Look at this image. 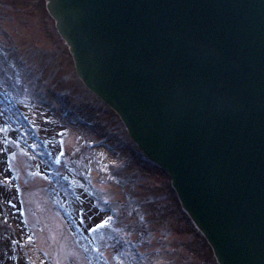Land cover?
I'll return each mask as SVG.
<instances>
[{"label": "water", "instance_id": "1", "mask_svg": "<svg viewBox=\"0 0 264 264\" xmlns=\"http://www.w3.org/2000/svg\"><path fill=\"white\" fill-rule=\"evenodd\" d=\"M45 1L217 263L264 264V0Z\"/></svg>", "mask_w": 264, "mask_h": 264}, {"label": "rangeland", "instance_id": "2", "mask_svg": "<svg viewBox=\"0 0 264 264\" xmlns=\"http://www.w3.org/2000/svg\"><path fill=\"white\" fill-rule=\"evenodd\" d=\"M42 16L36 0H0V50H5L1 55L8 57L9 52L19 59L17 67L9 57L10 63H0V264L209 262L191 221L165 194L164 175L133 157L135 148L124 134L101 148L84 149V136L92 140L120 128L112 113L81 88L79 97L73 91L60 92L72 84L71 68L59 61L69 71H64L63 83L55 84L54 77L37 74L34 64H26L36 51L65 52L53 21L45 22ZM6 78L11 88L3 86ZM63 111L69 113L67 120ZM35 144L44 151L34 154L37 149L30 146ZM117 159L121 165L111 176L109 167ZM98 174L107 182L102 183ZM101 201L106 205L100 207ZM122 202L128 205L124 215H135L130 225L148 220L147 228L137 233L121 215L113 222L117 245L111 241L97 254L92 241L96 225L108 219V209L114 208L117 215Z\"/></svg>", "mask_w": 264, "mask_h": 264}, {"label": "snow or ice", "instance_id": "3", "mask_svg": "<svg viewBox=\"0 0 264 264\" xmlns=\"http://www.w3.org/2000/svg\"><path fill=\"white\" fill-rule=\"evenodd\" d=\"M110 219V217L108 218ZM108 219H101V221L99 223H97V227H103L108 223Z\"/></svg>", "mask_w": 264, "mask_h": 264}, {"label": "trees", "instance_id": "4", "mask_svg": "<svg viewBox=\"0 0 264 264\" xmlns=\"http://www.w3.org/2000/svg\"><path fill=\"white\" fill-rule=\"evenodd\" d=\"M40 60H41V59H37V58H36L35 61H34V63L40 64ZM44 60L47 61V59H44ZM41 65H43V66H47L46 63H42ZM169 192H170V191H169ZM170 193H171V192H170Z\"/></svg>", "mask_w": 264, "mask_h": 264}, {"label": "bare ground", "instance_id": "5", "mask_svg": "<svg viewBox=\"0 0 264 264\" xmlns=\"http://www.w3.org/2000/svg\"><path fill=\"white\" fill-rule=\"evenodd\" d=\"M5 193H7V190L5 191Z\"/></svg>", "mask_w": 264, "mask_h": 264}]
</instances>
